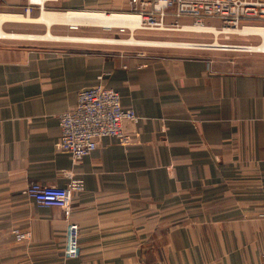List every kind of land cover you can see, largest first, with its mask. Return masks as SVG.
Listing matches in <instances>:
<instances>
[{
  "label": "crops",
  "instance_id": "obj_1",
  "mask_svg": "<svg viewBox=\"0 0 264 264\" xmlns=\"http://www.w3.org/2000/svg\"><path fill=\"white\" fill-rule=\"evenodd\" d=\"M26 2L0 0V13L21 14ZM47 5L133 12L130 0ZM1 26L36 35L164 38L123 25L102 27L122 37L80 30L101 27L92 25ZM181 33L175 41L207 44L0 37V264H264V51L224 49L220 35ZM229 42L264 45V33ZM99 83L139 116L123 122L134 143L105 137L74 164L57 148L59 115L75 107L79 91ZM70 170L85 179V189L74 193L69 213L80 225V253L66 257L65 210L40 207L26 191L32 181L64 186Z\"/></svg>",
  "mask_w": 264,
  "mask_h": 264
},
{
  "label": "built area",
  "instance_id": "obj_2",
  "mask_svg": "<svg viewBox=\"0 0 264 264\" xmlns=\"http://www.w3.org/2000/svg\"><path fill=\"white\" fill-rule=\"evenodd\" d=\"M21 7L22 15H33L36 11L49 10L47 2L56 0H26ZM133 5L131 14L140 20L134 30H157L164 32L210 33L222 36L226 42L224 49L233 48L245 51L263 50L264 45L234 44L229 42L232 35L264 33V0H130ZM188 17L190 23H183ZM219 21V25L211 23ZM251 29L252 31H247ZM125 29H120L124 31ZM207 43L186 42L189 46H201ZM102 77H100L101 79ZM139 116L133 109L122 105L120 93L99 83L82 89L78 93L74 108L59 115L60 140L57 148L69 154L74 164L81 163L86 156L98 148L99 141L113 137L124 146H130L134 139L125 133V120L138 121ZM68 178L64 186L46 185L32 181L27 187V195L40 207L57 206L65 210L67 227L65 233L66 257L80 253V225L69 219L73 204V195L85 189V179L74 171H66ZM17 238L26 233L15 230Z\"/></svg>",
  "mask_w": 264,
  "mask_h": 264
},
{
  "label": "bare ground",
  "instance_id": "obj_3",
  "mask_svg": "<svg viewBox=\"0 0 264 264\" xmlns=\"http://www.w3.org/2000/svg\"><path fill=\"white\" fill-rule=\"evenodd\" d=\"M42 2L43 0H38ZM6 20H20V21H38L47 25L49 28L53 23L71 24L73 26L78 25H92L101 27H114V26H128L136 28L139 24L140 18L134 14L118 13L98 10H67V11H50L43 10L38 18L32 19L31 17L24 16L22 14H8L0 13V37L4 38H23V39H45V40H67V41H87V42H106V43H128L134 45H153V46H185L186 42H173V41H146L133 38L130 40L124 39H108L97 37H83V36H59L53 34L48 30L45 34H26L8 32L2 28V23ZM124 29V28H122ZM251 31V29H246Z\"/></svg>",
  "mask_w": 264,
  "mask_h": 264
},
{
  "label": "rangeland",
  "instance_id": "obj_4",
  "mask_svg": "<svg viewBox=\"0 0 264 264\" xmlns=\"http://www.w3.org/2000/svg\"><path fill=\"white\" fill-rule=\"evenodd\" d=\"M67 27H69V26H67ZM67 27H64V28L67 29ZM82 29L83 30H86L87 33H94V32H96V33H103V34H107V35H111V36L122 37L120 34L117 33V29L116 28H113V29L112 28L111 29H104L102 27L81 26L80 27V30H82ZM136 31H138V30H136ZM148 31H157V30H148ZM158 32L164 34V38L161 37L160 40H162V39H168V41H173V42H179V41H175V40H180L177 37L180 36V34H182L181 32H172L174 34H169V36H167L166 35L167 32H164V31H158ZM184 34L189 35L188 33H184ZM190 35H192V34H190ZM203 35H204V38L207 39V40H209L211 38V34L210 33H204ZM118 47H120V46H118Z\"/></svg>",
  "mask_w": 264,
  "mask_h": 264
}]
</instances>
